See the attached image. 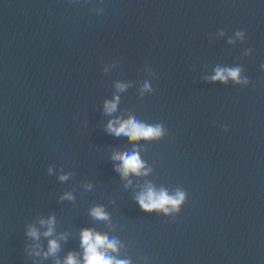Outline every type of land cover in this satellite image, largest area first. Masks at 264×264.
Returning a JSON list of instances; mask_svg holds the SVG:
<instances>
[{
	"label": "water",
	"instance_id": "obj_1",
	"mask_svg": "<svg viewBox=\"0 0 264 264\" xmlns=\"http://www.w3.org/2000/svg\"><path fill=\"white\" fill-rule=\"evenodd\" d=\"M261 64L264 0H0V264H54L31 254L47 249L43 228L27 233L49 215L61 260L92 227L132 264H264ZM217 66L248 83L207 79ZM117 81L127 87L109 115ZM116 115L167 135L128 142L107 131ZM134 146L152 170L129 187L111 157ZM145 181L185 191L180 211H143Z\"/></svg>",
	"mask_w": 264,
	"mask_h": 264
},
{
	"label": "clouds",
	"instance_id": "obj_2",
	"mask_svg": "<svg viewBox=\"0 0 264 264\" xmlns=\"http://www.w3.org/2000/svg\"><path fill=\"white\" fill-rule=\"evenodd\" d=\"M223 35V33H221ZM244 33L241 31L236 32V36L243 38ZM234 41L230 40L229 43ZM264 70V64L260 65ZM241 67H220L214 69V74L207 79L215 82L220 81L227 83L231 78L236 84H247V77H242ZM127 84L122 81L116 82L118 92L113 95L111 99L104 101L105 113L111 115L117 111L120 96L119 91H123ZM152 92L153 89L148 82H145L141 90ZM107 131L117 137H124L128 142H136L143 140H159L167 135V129L163 124H148L137 120L134 116H112L106 124ZM112 160L115 161V168L120 178L126 181V186H132L133 181L130 177H143L149 175L151 168L147 162L142 159L140 149L134 146L133 149L128 151H113ZM52 168L49 167V172ZM60 180L68 178L67 173H61ZM91 187V185H88ZM139 191L135 195V200L143 211L146 212H163L164 214L176 213L180 211L181 205L185 202L187 193L183 190L177 189L175 192L170 193L168 189L163 187L157 189L155 185L149 181H145L143 185H138ZM61 199H74L72 192L68 191L63 193ZM90 215L102 222L106 226H111V218L106 211L103 204H95L89 209ZM56 217L49 215L48 217H41L39 225L30 224L27 226V233L37 241L42 234L48 239L47 249H41L39 244H36L31 249V254L34 256H48L56 257L54 264H132L130 259L117 258L120 254V249L123 246L119 239L110 238L107 233L101 232L92 227H84L80 230V246L81 253L69 251L68 254L61 260L56 256L61 244L60 240L66 239L65 234L61 233L58 236L54 235ZM113 253L115 255H113Z\"/></svg>",
	"mask_w": 264,
	"mask_h": 264
}]
</instances>
